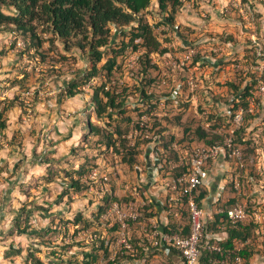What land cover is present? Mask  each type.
<instances>
[{
	"label": "rangeland",
	"instance_id": "374dc122",
	"mask_svg": "<svg viewBox=\"0 0 264 264\" xmlns=\"http://www.w3.org/2000/svg\"><path fill=\"white\" fill-rule=\"evenodd\" d=\"M207 1L181 0L183 6L178 11L174 28L180 27L185 35L193 38L190 40L209 37L221 48V55L215 63L204 61L190 64L181 77L192 75L199 81L200 88L196 91L197 100L194 102L199 109L222 114L227 110L228 99L233 94L225 82L232 81L242 86L246 83L249 85L251 77L257 78V82L263 80L264 54L255 57L248 42L250 35L255 34L264 48V0ZM210 6L214 7L213 12L208 8ZM5 10L11 11L10 8ZM36 32L42 42L40 50L46 51L43 59L29 44L27 51L24 50L25 45L19 51L14 50L13 44L9 46L6 43L11 31L0 32V109L5 99H16L14 106L4 113L7 126L0 131V264H35L33 257L27 255L30 251L42 261L40 264H48L52 252L58 253L64 260L58 263L55 259L54 264L74 262L82 256L79 251H87L89 247L84 241L73 238L76 229L68 221L77 212L82 213V219L86 220L88 226L97 221L95 213L98 207L84 204L82 190L71 193L74 199L71 208L67 206L69 197L64 192L69 179L67 171L74 172L73 169L80 164L88 165L82 140V135L87 136L88 133L87 115L93 122H100L90 103L91 88L85 90L81 87L82 93L74 97L59 96L60 89L73 73L86 67L87 55L76 47L63 45L60 38L48 31L46 24H36ZM154 32L162 37L164 47L165 36L157 28ZM173 36L175 45L172 50L179 52L182 49L179 46L187 39L179 38L180 42ZM24 37L26 41H31ZM237 64L239 67H235ZM237 70L249 74L242 76ZM23 72L27 73L26 78L22 77ZM124 76L125 81L131 82L128 75ZM15 79L22 81L14 83ZM258 84H254L251 92L256 105L253 117L248 120L249 136L261 143L256 146L254 160L250 162L251 173L255 174L241 194L246 197L249 209L256 211V221L260 223L253 234L260 252L251 257L252 264H264V210H261L264 207V91H258ZM214 95L221 99H214ZM138 96L131 95L126 108L138 105ZM128 112L129 119L136 118L133 109ZM188 115L186 120L192 116L191 113ZM83 117L84 125L81 122ZM123 117L121 123L124 125L126 119ZM149 151L147 147V157ZM141 158L145 161L143 155ZM47 159H51L50 167L56 171L53 180L48 183L50 189L44 186L49 177ZM122 170L124 183H135L129 170L127 173L124 168ZM73 176L77 177L78 174L74 172ZM19 213L21 224L29 226L27 233L15 230L13 219ZM88 226L80 222L77 229ZM9 244L21 248V255L6 253ZM148 259V264L166 262L162 253L150 255ZM98 263L107 264L101 259Z\"/></svg>",
	"mask_w": 264,
	"mask_h": 264
},
{
	"label": "trees",
	"instance_id": "16d2710c",
	"mask_svg": "<svg viewBox=\"0 0 264 264\" xmlns=\"http://www.w3.org/2000/svg\"><path fill=\"white\" fill-rule=\"evenodd\" d=\"M183 6L181 0H0V32L11 31V34H20L24 39L27 36L29 40L26 41L24 50L27 51L28 44L32 45L37 52L41 55L42 59L46 56V51L40 50L41 41L39 35L36 32V24H46L48 31L53 33L56 38H60L63 45L67 48L69 46L76 47L84 55H87L88 64L86 67H81L79 70L73 73L71 79L67 80L64 87L60 89L59 96L61 97H74L75 95L82 93L81 85L87 83L92 77L97 79V83L91 86L90 103L94 109V113L100 122H93L89 115H87V136L82 135L86 153L85 161L88 163L87 167L90 169L95 166L100 159L101 154L105 152V149L114 144V141L122 133L128 129L129 119L128 110L133 109L136 115H140L142 112H147L151 108L157 107V103L154 100L156 94L153 90L154 84L159 79L158 66L153 61V55L156 53H164L168 50L167 47H162V42L155 34V27H158L161 23L167 25L169 30H173L172 27L176 24V15ZM10 8L11 11L5 9ZM151 14V15H147ZM155 24H158L155 26ZM17 32V33H16ZM163 32V33H162ZM17 34V35H18ZM161 35H165L166 42L172 41V36H169L166 31H160ZM178 35L184 37V32L178 29ZM177 35H174L175 38ZM26 37V38H27ZM127 45H132L134 48H140L142 50L140 56V67L137 72L128 75L129 80L125 81L123 89L120 93L115 92V86L110 84V77L113 72L121 71L123 67V52ZM183 48V46H179ZM108 48V51L105 50ZM256 57V56H255ZM200 58V54L195 55L191 61V65H195L196 61ZM239 61V60H237ZM56 71V69H55ZM58 71V70H57ZM242 76L249 74L248 72H241L237 70ZM235 72V75H237ZM24 73V72H23ZM57 76H60L59 74ZM22 77H27V73H24ZM20 77V78H22ZM264 82V74H263ZM230 79V78H229ZM257 78L251 77L249 85L239 86L235 85L232 81H227L225 84L229 90L233 92L230 99H228L227 110L222 114L216 111L208 112L203 119H197L194 115L190 116V119L182 121V114L175 115L170 120L168 117L164 119L173 126L181 128L182 135H176L173 131V126L170 128L172 132L164 133L169 130V127L162 125L160 121H157L154 126L155 132L160 135L162 144L155 145L153 148V155L155 160L172 159L176 161L177 152L175 149H168V145L176 142L184 150H188L192 143H204L207 145L220 144L222 142L223 133L225 128L229 126L231 120L239 107L245 109L244 123L236 130L234 141L245 144L243 159L246 162V171H242V177L246 180L247 184L252 180V176L255 173H251L250 162L254 160V153L256 146L260 145L252 137H248L246 131V121L251 119L254 115V111H249L250 101L249 96L253 94L252 89L254 84H258ZM21 79H15V82H21ZM131 95H139L137 98L142 99V102L135 107L127 106L129 97ZM15 97L5 99L0 109V131L2 132L7 124L4 113L10 110L15 103ZM152 98V99H151ZM214 99L220 97H213ZM258 102V100H257ZM181 105H185L181 102ZM200 108V107H199ZM202 110V109H200ZM114 114V115H113ZM124 116V117H123ZM122 117L126 119V122L121 123ZM212 119H214L212 121ZM204 120L211 121L208 128H204L201 122ZM82 124H86L85 118H82ZM195 123V124H194ZM85 129V128H84ZM12 142V141H11ZM145 142L138 140L133 146L126 144L123 141V155L121 164L127 171L138 170L139 167H143L146 163L142 161L140 155ZM164 151H162V150ZM76 150V149H75ZM165 151H169L165 154ZM150 159V157H147ZM47 159V177L45 188L50 189L49 184L56 173L51 169L50 161ZM151 160V159H150ZM154 160V163H155ZM151 162V161H150ZM189 162V153H187L184 160L185 165L183 167H177L175 172L181 169H186ZM151 164L152 165H154ZM234 168H237L233 162H230ZM86 166L79 165L76 169H73L78 175L86 172ZM73 171H67L69 175L67 187L64 189L69 200L67 206L71 208V204L74 199L71 196L73 190L81 192L86 187L85 183H82L77 177H74ZM229 185V186H227ZM233 192L231 185L226 183V188ZM207 188L203 185H198L192 192L193 197L199 205H201V199L207 194ZM246 198L243 195H234L227 201H219L217 206H224L225 208L232 206L237 200ZM105 203H108V199H104ZM90 204L86 203L85 205ZM107 205V204H106ZM153 204L148 203L147 208H152ZM257 205V204H256ZM260 207L261 205H257ZM100 211L104 210L106 206L99 207ZM247 206V209L252 211ZM23 209L20 210V213ZM170 211L176 209L169 208ZM264 210V207H261ZM20 213L13 219V225L18 233H27L28 225L21 224ZM77 212L74 217L68 221L73 224V228L78 230V225L83 222L85 226L89 224L86 220L82 219V213ZM148 215H153L152 211L146 212ZM73 214V213H72ZM98 214V211L95 213ZM171 223H169L171 231L176 230L172 214H169ZM187 218V212L182 210V221ZM89 220V219H88ZM260 223L252 218L248 221H237L235 223L230 222L227 219L225 213L216 212L213 213V218L206 225L204 234H214L217 232H226L227 236L224 239H211L212 242L220 244L224 250L222 252H209L204 251L202 256V264H210V258L224 257L226 249H233L236 241L244 242V244L231 255V259L234 260L236 256H240L242 264H252L251 257L255 253H259L260 249L257 247L253 234L255 228L260 226ZM222 226L221 229L217 226ZM92 226V225H90ZM88 226V227H90ZM165 229H167L165 227ZM114 230V229H113ZM188 231V226L185 227V232ZM113 232V231H112ZM97 242V243H96ZM132 242L138 249L135 258L140 259L145 255V251L140 247L136 240L133 238ZM79 243V242H76ZM88 244L87 251H79L81 253L80 259L74 262L66 264H97L98 261L104 260L107 264H124L122 258H117L115 261L107 260L108 249L104 240L98 239ZM70 245V244H69ZM6 253H14L21 255V248L13 247L9 244L6 249ZM171 250L179 255L180 253L171 248ZM158 252V251H157ZM156 252V253H157ZM34 253V252H33ZM32 251L27 252L28 257H33L35 264H40L42 261L34 255ZM52 259L48 261V264H54L56 262H63V258L55 252L51 253ZM129 258V256H126ZM168 257V256H166ZM146 261L143 264H148ZM166 264H175L171 258H167Z\"/></svg>",
	"mask_w": 264,
	"mask_h": 264
},
{
	"label": "built area",
	"instance_id": "2783aa9c",
	"mask_svg": "<svg viewBox=\"0 0 264 264\" xmlns=\"http://www.w3.org/2000/svg\"><path fill=\"white\" fill-rule=\"evenodd\" d=\"M225 10L227 9L225 8ZM221 11L224 12V9ZM175 25L172 27L173 30H169L163 23L156 28L159 31H166L169 36L177 35L176 37L179 39V27L174 28ZM161 38L159 37L160 40H162ZM6 43L9 46L13 44V49L19 51L25 45V40L22 36L10 34ZM248 43L253 48L255 56L259 57L264 54V48L255 34L250 35ZM174 45L175 41L173 40L165 42L164 47H167L168 50L162 54L153 55V61L159 69V79L153 86L157 107L142 112L136 118L131 119L128 129L115 139L113 145L105 149L97 164L77 176L86 185L83 190L85 201L94 208L98 207L96 209L98 214L94 225L86 229H78L73 238L76 241H84V243L98 239L104 240L108 249L107 260L109 261L122 258L124 264H143L148 261L147 251L159 249L163 253H167V251H172V248L180 253L183 264H201L205 250L219 253L224 250L220 244L210 240L212 238L222 240L227 236L226 232L204 234L206 225L213 218V213H225L227 219L232 223L248 221L252 218L257 219L258 216L255 210L247 209V199L245 198L237 200L227 208L216 205L212 213V211L206 212L192 195V192L202 183L203 170L212 167L219 156L227 160V183L231 185L234 195H241L245 192L247 182L242 177V171H246V162L243 159L245 144L234 141L236 130L245 120L246 111L243 107L237 109L231 123L225 128L220 144L207 145L195 142L188 150H184L179 144L173 142L167 147L176 150V161L172 159L156 161L154 158V146L162 144L160 135L155 132L154 124L157 121H160L164 126L167 125L169 130L164 133H169L172 132L170 128L173 124L171 121L168 123L164 117L171 120L173 116L181 113L182 121H186L190 113L197 119H203L209 112L200 110L194 103L197 100L196 91L200 88L199 81L192 75L181 76L189 68L195 55L200 54L196 63L204 61L215 63L221 55V48L206 36H201L197 40L187 39L185 43H182L183 48L179 52L172 50ZM141 53L140 48L127 45L123 52V67L121 71L113 72L106 87L112 84L116 87L115 92L120 93L125 84L124 75L138 71ZM235 67H239V65L237 64ZM96 83L97 79L92 77L81 87L89 90ZM258 83V91L263 93L264 82L259 81ZM138 101L142 102L141 97L137 98V103L140 104ZM249 101L248 110L253 111V108L255 110V97L249 96ZM181 102H184L185 105H181ZM210 124L211 121L208 120L201 122L204 128H208ZM246 125L245 133L249 137V120L246 121ZM173 127V132L176 135H182L181 128ZM138 140L145 142L143 148H150L149 157L152 164L155 160L152 165L155 176H153L150 189L144 188L136 182L124 183L121 180L118 184L123 171L121 164L122 143L125 141L126 144L133 146ZM168 152L165 151V154ZM187 153H189L188 167L175 172V168L185 165L184 160ZM231 161L235 166L237 165V168L232 166ZM139 169L143 170V167H139ZM105 198L108 199V203L104 202ZM149 202L153 204L152 208H147ZM102 206H106V208L102 211L98 210ZM169 208L176 210L170 211ZM182 210L187 212V218L184 221L181 218ZM149 211H152L153 215L146 213ZM169 214H172L176 227L174 231H171L169 226L171 223ZM186 226H188L187 232H185ZM217 228L221 229L222 226L218 225ZM135 229L136 233H134ZM133 238L139 240V245L145 251V255L140 259L135 258L138 249L132 242ZM243 244L244 242L236 241L233 249L225 250L227 254L224 257L210 258V264H242L240 256H236L232 260L230 255Z\"/></svg>",
	"mask_w": 264,
	"mask_h": 264
},
{
	"label": "crops",
	"instance_id": "0c3cea01",
	"mask_svg": "<svg viewBox=\"0 0 264 264\" xmlns=\"http://www.w3.org/2000/svg\"><path fill=\"white\" fill-rule=\"evenodd\" d=\"M211 1H213V0H211ZM211 1L209 0L206 3H212ZM208 8H209V10H211L213 12V10H214L213 6H210ZM176 17H177V15H176ZM185 34L186 33H184V37H181V36H179V37L182 39H193V38H189L190 36L185 35ZM142 155H143V158L145 159L144 162L146 163L143 167H145L146 169L143 168V170H140V169L135 170V171L133 170V171H129L128 173L131 174L133 181L140 184L144 188L150 189L151 188L150 185L153 182V176H155V175L153 174L154 169L150 165L151 160L147 158V148L142 149ZM142 155H140V158L142 157ZM126 173H127V171H126ZM227 174H228V163H227V160L224 159L222 156H219L215 160L214 165L212 167L206 168L205 170H203L201 185L206 187L208 192L201 199V205L205 209L206 212L212 211V213H213L214 209H215V207L219 201L223 202L225 200H228L230 197L234 196V193L229 192L228 187L226 188L227 179L225 178V176L227 177ZM121 180H122V182H124L122 177H121L120 180L118 181V184H120ZM227 196H229V197L226 198ZM262 200L264 201V198ZM86 203L87 202L85 201L84 204H86ZM135 240H136L137 244L139 245L140 244L139 240L136 238H135ZM156 252L162 253V255L166 259L165 264L167 263L168 257L171 258L175 264H183V260L181 259V257L179 255L175 254L173 251H167V253H163L162 250L156 249V250L147 251L146 255H147V257H149L150 255H154ZM166 256H168V257H166ZM251 262L253 263V261H251Z\"/></svg>",
	"mask_w": 264,
	"mask_h": 264
},
{
	"label": "clouds",
	"instance_id": "9594fccd",
	"mask_svg": "<svg viewBox=\"0 0 264 264\" xmlns=\"http://www.w3.org/2000/svg\"><path fill=\"white\" fill-rule=\"evenodd\" d=\"M98 264V263H97Z\"/></svg>",
	"mask_w": 264,
	"mask_h": 264
}]
</instances>
